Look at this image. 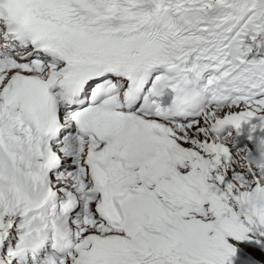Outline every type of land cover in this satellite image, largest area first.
<instances>
[{
    "label": "snow or ice",
    "instance_id": "snow-or-ice-1",
    "mask_svg": "<svg viewBox=\"0 0 264 264\" xmlns=\"http://www.w3.org/2000/svg\"><path fill=\"white\" fill-rule=\"evenodd\" d=\"M0 264H264V0H0Z\"/></svg>",
    "mask_w": 264,
    "mask_h": 264
}]
</instances>
